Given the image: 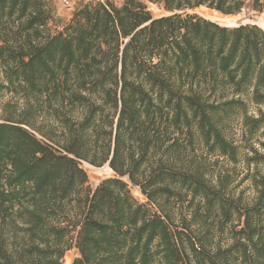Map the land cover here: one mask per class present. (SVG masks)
<instances>
[{"label":"trees","instance_id":"16d2710c","mask_svg":"<svg viewBox=\"0 0 264 264\" xmlns=\"http://www.w3.org/2000/svg\"><path fill=\"white\" fill-rule=\"evenodd\" d=\"M200 9L264 0H0V264H264V30Z\"/></svg>","mask_w":264,"mask_h":264},{"label":"rangeland","instance_id":"374dc122","mask_svg":"<svg viewBox=\"0 0 264 264\" xmlns=\"http://www.w3.org/2000/svg\"><path fill=\"white\" fill-rule=\"evenodd\" d=\"M71 1V7L65 8L60 2L57 0H50L51 7H52V14L53 19L48 24V29L50 33H54L56 31H59L61 29V26L68 23L71 19L73 13L82 6L83 4L93 1V0H70ZM99 1V0H94ZM115 2L116 4H119L121 0H111ZM153 13L156 15L158 12L156 10H152ZM204 12L205 9L197 10ZM240 19H244L245 21H253L257 23L263 30H264V16L263 15H252L250 18H245L243 15H239L236 17L231 18V22H236ZM262 21V22H261ZM220 22V21H219ZM226 22V21H225ZM224 23V22H222ZM237 134H239V131H236ZM82 169L86 172L88 177V184L91 188L96 186L100 181H102L105 178H110L113 176L112 172L108 171L105 166H102L100 168L90 166L86 163H81ZM132 194L136 200H138L141 203L145 202V199L139 194L138 190L133 189ZM77 256V252L75 250L68 251L64 256V263L65 264H71L72 260Z\"/></svg>","mask_w":264,"mask_h":264},{"label":"water","instance_id":"95a60500","mask_svg":"<svg viewBox=\"0 0 264 264\" xmlns=\"http://www.w3.org/2000/svg\"><path fill=\"white\" fill-rule=\"evenodd\" d=\"M210 13H212L214 16H216L217 18H216V20L217 21H220V22H224V23H226V24H234V23H236V22H231L230 20H231V18H233V17H229V16H222V15H220V14H218V13H216V12H210ZM201 15V14H200ZM209 16H211V15H209ZM209 19V18H208ZM226 21V22H225ZM243 23H253V24H256L257 25V23H255V22H250V21H244Z\"/></svg>","mask_w":264,"mask_h":264},{"label":"bare ground","instance_id":"6f19581e","mask_svg":"<svg viewBox=\"0 0 264 264\" xmlns=\"http://www.w3.org/2000/svg\"><path fill=\"white\" fill-rule=\"evenodd\" d=\"M199 12V14H201L202 16H204V17H206V18H209V19H211V20H215V21H217L216 20V16H214L212 13H210L208 10H205L204 12H201L200 13V11H198ZM209 15H211V16H209ZM262 22V21H261ZM106 167V169L108 170V171H110L111 172V170L108 168V166L106 165L105 166Z\"/></svg>","mask_w":264,"mask_h":264},{"label":"built area","instance_id":"2783aa9c","mask_svg":"<svg viewBox=\"0 0 264 264\" xmlns=\"http://www.w3.org/2000/svg\"><path fill=\"white\" fill-rule=\"evenodd\" d=\"M60 2L65 8L71 7V1L70 0H57Z\"/></svg>","mask_w":264,"mask_h":264}]
</instances>
